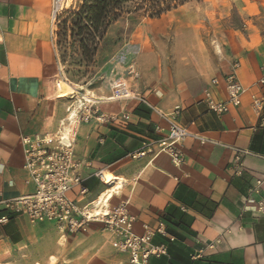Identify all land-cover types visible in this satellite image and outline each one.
I'll return each instance as SVG.
<instances>
[{
    "label": "crops",
    "instance_id": "0c3cea01",
    "mask_svg": "<svg viewBox=\"0 0 264 264\" xmlns=\"http://www.w3.org/2000/svg\"><path fill=\"white\" fill-rule=\"evenodd\" d=\"M50 5L51 0H0V201L33 191L22 169L21 138L54 134L66 108L84 99L94 103L99 114L117 120L91 119L78 125L74 158L81 163L78 175L86 193L79 195L75 187L68 197L80 210H90L106 188L121 182L108 209L127 202L137 235L144 227L155 231L163 226L165 234H156L153 243L165 245L167 255L150 258L147 264H264V214L257 210L258 204L264 206V109L255 112L250 102L252 95L263 93L258 79L264 40L245 42L234 52L236 75L246 93L240 106L218 117L204 104V91L224 101L223 78L232 67L220 70L213 58L201 53L195 54L193 76L186 80L168 75L165 67L151 72L141 66L140 75L127 67L129 75L131 70L138 74L136 80L132 75L117 80L129 89L127 100L113 99L112 80L105 97L79 94L58 82ZM213 79L217 86L211 85ZM175 107L176 122L204 143L186 139L179 169L166 154L155 155L156 147L130 159L143 143L165 137L160 115ZM122 114L128 115L127 121H121ZM156 126L162 132H155ZM237 149L248 152L241 157L239 176L232 167ZM97 172L109 180L102 184L94 176ZM257 180L262 181L259 192L250 194ZM3 217L0 264H11L18 256L29 264H130L128 254L117 250L100 223L91 222L85 233L70 235L55 223L31 224L24 215L0 207Z\"/></svg>",
    "mask_w": 264,
    "mask_h": 264
},
{
    "label": "built area",
    "instance_id": "2783aa9c",
    "mask_svg": "<svg viewBox=\"0 0 264 264\" xmlns=\"http://www.w3.org/2000/svg\"><path fill=\"white\" fill-rule=\"evenodd\" d=\"M65 4L66 0H51L50 17L54 27H56L57 18ZM57 66L59 69L57 79L58 82H62L64 79L58 61ZM238 68L239 64L234 63L229 73L223 78L226 95L224 101H215L209 91H204V104L210 112L218 117L226 114L229 107L240 106L241 98L246 93L236 75ZM131 75L134 80L138 79V74L132 70ZM58 82L56 83L57 89ZM211 85L217 86L218 80L213 79ZM258 85L262 88L263 93L250 97L251 107L255 112H261L264 109V57L259 67ZM111 89L113 99L127 100L130 98L129 89L124 83L116 81L112 83ZM138 101L149 107L143 98H138ZM178 112L179 108L175 107L170 114L160 115L166 123L165 137L143 143L140 150L130 155L129 158L135 160L144 157L151 152L153 147H156L155 155L164 153L175 168H181L184 162L181 147L186 139H198L201 143H204V140L190 135L184 127L176 122ZM91 119L97 123L117 120L113 116L99 114L94 103L86 102L83 99L76 102L75 106L69 105L66 108V116L54 134L23 136L21 138L22 169L28 177L26 183L32 186L33 191L28 196L7 201L2 200L0 207L8 213L24 215L31 224L55 223L61 231L70 235L85 233L87 225L91 222L100 223L102 231L114 239L117 250L128 254L130 264H147L150 258L166 256V246L153 243L156 234H165L163 226L155 231L144 227L141 235L135 234L133 232L135 218L128 213L127 202L120 203L111 210L108 209L107 188L90 210H80L69 199L68 194L75 187L80 188L79 195L86 193L78 175L81 163L74 158V141L78 125L81 122H89ZM120 119L125 122L128 120V115L122 114ZM154 131L159 133L162 132V129L156 126ZM247 154L246 151L235 150L232 162L235 175L241 174V157ZM94 176L103 184L102 172H97ZM261 184L262 181L257 180L249 193H258ZM257 210L264 214L262 204H258ZM95 211H99V213ZM5 222V217L0 219V224ZM209 248L213 247L209 246Z\"/></svg>",
    "mask_w": 264,
    "mask_h": 264
},
{
    "label": "rangeland",
    "instance_id": "374dc122",
    "mask_svg": "<svg viewBox=\"0 0 264 264\" xmlns=\"http://www.w3.org/2000/svg\"><path fill=\"white\" fill-rule=\"evenodd\" d=\"M66 2L70 5L62 7L60 14L76 12L81 0ZM259 39L264 40V0H205L191 2L157 20L124 15L108 28L90 64L80 61L74 45L55 52L70 88L79 94L105 97L110 80L112 85L119 78L131 77L127 67L132 66L139 75L141 66L151 72L157 66L165 67L168 75L186 80L193 76L196 53L213 58L221 70L223 65L232 67L234 52L245 42ZM11 264L29 263L18 256Z\"/></svg>",
    "mask_w": 264,
    "mask_h": 264
},
{
    "label": "trees",
    "instance_id": "16d2710c",
    "mask_svg": "<svg viewBox=\"0 0 264 264\" xmlns=\"http://www.w3.org/2000/svg\"><path fill=\"white\" fill-rule=\"evenodd\" d=\"M205 0H81L76 12L65 11L57 18L53 33L55 50L75 46L83 64H90L108 28L124 15L157 20L191 3ZM68 41H71L70 45ZM61 67V59L57 55Z\"/></svg>",
    "mask_w": 264,
    "mask_h": 264
},
{
    "label": "bare ground",
    "instance_id": "6f19581e",
    "mask_svg": "<svg viewBox=\"0 0 264 264\" xmlns=\"http://www.w3.org/2000/svg\"><path fill=\"white\" fill-rule=\"evenodd\" d=\"M69 5H70L69 2H68V3L66 2V4H65L63 7L66 8V7H68ZM87 93H88V92H87ZM87 98H89V97H87ZM89 99H90V98H89ZM91 99H92V98H91ZM85 101H86V100H85ZM86 102H90V101L87 100ZM108 180H109V177L106 176V175L103 173V184H105ZM120 186H121V182H118V183L116 184L115 187L109 188V189L107 190V194H106V196H108L109 200L111 199L112 195L114 194V191H115L116 189L120 188ZM96 212L99 213V211H96Z\"/></svg>",
    "mask_w": 264,
    "mask_h": 264
}]
</instances>
